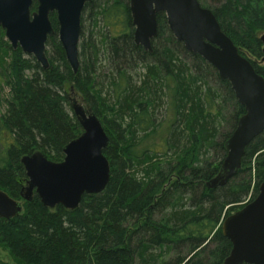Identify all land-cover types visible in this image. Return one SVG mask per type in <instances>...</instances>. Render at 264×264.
<instances>
[{"label": "trees", "instance_id": "trees-1", "mask_svg": "<svg viewBox=\"0 0 264 264\" xmlns=\"http://www.w3.org/2000/svg\"><path fill=\"white\" fill-rule=\"evenodd\" d=\"M213 1L222 29L264 76V63L245 51L264 55L256 33L264 29V0ZM56 17L51 18L56 32L47 41L48 69L21 47L14 49L0 31V49L8 54L0 58V79L10 88L0 112V189L23 199L24 155L41 150L51 160L64 159L66 144L83 132L73 94L101 119L111 138L104 149L111 178L104 191L84 194L75 208L46 206L37 194L24 200L22 213L0 216V243L16 264L222 262L232 249L222 230L224 217L253 199L264 181L262 132L226 185H206L218 173L228 153L226 140L246 111L230 81L176 39L164 12L157 15L153 50L138 45L130 0L86 4L75 73ZM225 122L229 128L223 132ZM158 129L166 130L161 148L138 152L142 137ZM0 264L13 263L0 258Z\"/></svg>", "mask_w": 264, "mask_h": 264}, {"label": "water", "instance_id": "water-1", "mask_svg": "<svg viewBox=\"0 0 264 264\" xmlns=\"http://www.w3.org/2000/svg\"><path fill=\"white\" fill-rule=\"evenodd\" d=\"M37 2V8L32 7ZM93 0H0V31L14 49L34 55L41 65H51L47 52L49 36L55 34L51 14L57 13L58 36L66 58L77 73L80 68L82 14ZM135 26L134 39L146 50H153L158 36L159 12H164L176 39L185 48L204 57L222 79L230 81L238 101L245 106L232 135L227 139L225 157L218 173L206 182L210 188L226 185L243 165L247 146L264 132V76L222 29L214 11L199 0H130ZM264 52V33L260 36ZM264 62V55L261 58ZM74 113L83 132L64 147L61 161L49 159L41 150L21 159L27 182L23 199L0 189V216L11 218L24 209V200L40 196L49 207L61 203L77 207L86 193H101L111 178V165L104 153L111 143L101 119L77 98L72 99ZM223 233L232 241V249L218 264H264V181L258 194L222 221Z\"/></svg>", "mask_w": 264, "mask_h": 264}, {"label": "rangeland", "instance_id": "rangeland-1", "mask_svg": "<svg viewBox=\"0 0 264 264\" xmlns=\"http://www.w3.org/2000/svg\"><path fill=\"white\" fill-rule=\"evenodd\" d=\"M104 1L105 0H97V3H101ZM200 1L203 4V6L209 7L211 9H212V7H210V6L215 4V2L213 0H200ZM91 28H92V24H91V20L89 17V12H85V14H84V31H85V33H89ZM256 33L260 37L264 33V29H256ZM4 39L8 40L6 38V35L4 36ZM245 51H246V54L250 58L257 60L259 63H262V64L264 63L261 61V58H257V57L255 58L249 51H247V50H245ZM51 53H52V51H51V48L49 47V55H51ZM6 54H7V51L5 49H0V58H2V57L8 58V54L7 55ZM1 80L2 79H0V91H1L0 92V112H4L6 109V103L4 102V100L9 95L10 88L5 83H3ZM212 84L215 85L214 80H212ZM104 89L107 90V85H105ZM78 96L76 94L74 96V94H73V98H77L79 100V102H81L84 106H87L85 104V102L83 101V99L80 96L79 97ZM230 111H231V108L226 107L225 112H224L225 116H228L230 114ZM227 125H228L227 122H225V124L222 126L223 132H226V130L229 128ZM165 133H166V130L158 129L155 133H152L148 136H143L141 139L140 148L138 149V152H142V150L147 149V148H152V147L153 148L156 147L158 149L161 148ZM212 155H214V153H212ZM240 207L241 206H239L238 208H240ZM238 208L234 209L233 211L237 210ZM0 258L7 260L13 264H16L12 258V255L10 254L9 250L4 245H2L1 243H0Z\"/></svg>", "mask_w": 264, "mask_h": 264}, {"label": "flooded vegetation", "instance_id": "flooded-vegetation-1", "mask_svg": "<svg viewBox=\"0 0 264 264\" xmlns=\"http://www.w3.org/2000/svg\"><path fill=\"white\" fill-rule=\"evenodd\" d=\"M32 10H33V9H32ZM53 14H56V16H57V13L54 12V13L51 14V18H52V15H53ZM56 18H57V17H56ZM53 26H54V24H53ZM58 30H59V28H58Z\"/></svg>", "mask_w": 264, "mask_h": 264}, {"label": "bare ground", "instance_id": "bare-ground-1", "mask_svg": "<svg viewBox=\"0 0 264 264\" xmlns=\"http://www.w3.org/2000/svg\"><path fill=\"white\" fill-rule=\"evenodd\" d=\"M232 135V134H231ZM227 141V140H226Z\"/></svg>", "mask_w": 264, "mask_h": 264}]
</instances>
